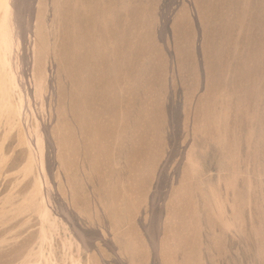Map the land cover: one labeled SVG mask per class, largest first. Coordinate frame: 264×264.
Instances as JSON below:
<instances>
[{
	"label": "rangeland",
	"instance_id": "374dc122",
	"mask_svg": "<svg viewBox=\"0 0 264 264\" xmlns=\"http://www.w3.org/2000/svg\"><path fill=\"white\" fill-rule=\"evenodd\" d=\"M0 264H264V0H0Z\"/></svg>",
	"mask_w": 264,
	"mask_h": 264
}]
</instances>
